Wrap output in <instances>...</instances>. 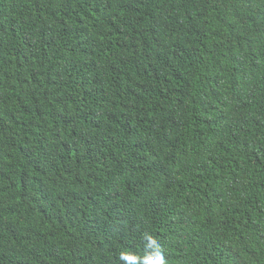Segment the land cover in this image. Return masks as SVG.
<instances>
[{"label": "trees", "instance_id": "1", "mask_svg": "<svg viewBox=\"0 0 264 264\" xmlns=\"http://www.w3.org/2000/svg\"><path fill=\"white\" fill-rule=\"evenodd\" d=\"M159 254L264 264V0H0V264Z\"/></svg>", "mask_w": 264, "mask_h": 264}, {"label": "clouds", "instance_id": "2", "mask_svg": "<svg viewBox=\"0 0 264 264\" xmlns=\"http://www.w3.org/2000/svg\"><path fill=\"white\" fill-rule=\"evenodd\" d=\"M150 243L152 245H155V241H153V240H150ZM120 258L122 260H130V259H132V257L128 256L127 254H123V253L121 254V257ZM147 264H165L164 257H163L162 254H159L156 259L149 260L147 262Z\"/></svg>", "mask_w": 264, "mask_h": 264}]
</instances>
